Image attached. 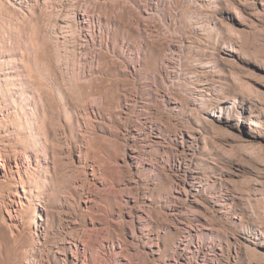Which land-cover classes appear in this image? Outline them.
<instances>
[{"label": "rangeland", "instance_id": "1", "mask_svg": "<svg viewBox=\"0 0 264 264\" xmlns=\"http://www.w3.org/2000/svg\"><path fill=\"white\" fill-rule=\"evenodd\" d=\"M202 256L264 264V0H0V264Z\"/></svg>", "mask_w": 264, "mask_h": 264}, {"label": "bare ground", "instance_id": "2", "mask_svg": "<svg viewBox=\"0 0 264 264\" xmlns=\"http://www.w3.org/2000/svg\"><path fill=\"white\" fill-rule=\"evenodd\" d=\"M73 18H75L77 20V22L82 27L83 26H86L87 27V30H89V26H90L91 20L88 19V17H87L86 14L81 13V12L80 13H76L73 16ZM172 54L178 55V51H172ZM195 178L198 179L197 181L195 180L197 182V186L201 187V185H202L201 184V178L200 177H197V176H195ZM230 197H234V195L228 194V196H226V197L221 196L218 204L219 205H223L226 200H229L230 199ZM222 201H224V202H222ZM202 227L205 228L204 225ZM184 231H185V233L188 236H193V233L195 232L194 228L192 226H190V225H185ZM212 254L213 255H216V251L212 250ZM197 261H198L197 264H210L208 262V260L204 256L199 257Z\"/></svg>", "mask_w": 264, "mask_h": 264}]
</instances>
